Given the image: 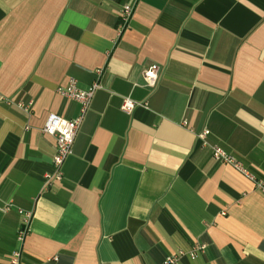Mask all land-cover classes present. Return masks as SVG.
<instances>
[{
    "label": "crops",
    "instance_id": "crops-1",
    "mask_svg": "<svg viewBox=\"0 0 264 264\" xmlns=\"http://www.w3.org/2000/svg\"><path fill=\"white\" fill-rule=\"evenodd\" d=\"M69 78L100 87L55 180ZM26 213L20 264H264V0H0V264Z\"/></svg>",
    "mask_w": 264,
    "mask_h": 264
},
{
    "label": "built area",
    "instance_id": "built-area-1",
    "mask_svg": "<svg viewBox=\"0 0 264 264\" xmlns=\"http://www.w3.org/2000/svg\"><path fill=\"white\" fill-rule=\"evenodd\" d=\"M134 5L133 3H125L121 6L119 10V30L127 28L129 26V21L133 13ZM99 72V71H98ZM143 80L145 86L149 88L155 87L158 76H159V67L155 64H152L145 68L142 72ZM100 87V84L97 80H94L87 88H81L78 86L77 82L73 78H69L66 84L58 85L56 87V92L65 98L77 101L79 103V112L73 119H67L61 117L56 113H49L46 117V120L41 128L43 133L49 134L55 139V152L52 156V165L54 168L53 178L59 180L62 177L61 166L64 159H66L72 152V144L76 135V131L89 107L90 101L93 97L96 89ZM138 102H135L130 97H124L121 103L120 108L126 112L131 113L135 108ZM185 123V122H184ZM208 130H204L199 137L204 139ZM212 157L215 161H222L231 164L236 169L240 170L242 173L246 174L249 178L255 179L254 176L248 172L242 164L232 155L227 154L221 147L212 146ZM50 180L49 176H46L45 182ZM259 187L262 186V182L257 181ZM30 218V213H26L22 219L21 225L17 229L16 240L18 246L14 249L9 258L10 264H20L21 248L23 240L28 233V222ZM204 244H200L190 250V256L194 257L195 252L202 250ZM177 255L172 254L164 258L161 264H177Z\"/></svg>",
    "mask_w": 264,
    "mask_h": 264
}]
</instances>
